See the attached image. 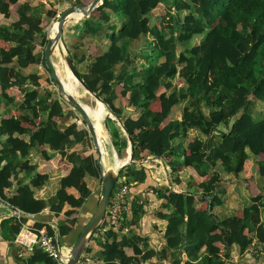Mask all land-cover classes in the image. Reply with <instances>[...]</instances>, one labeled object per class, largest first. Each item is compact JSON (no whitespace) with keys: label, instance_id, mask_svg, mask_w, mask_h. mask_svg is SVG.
<instances>
[{"label":"trees","instance_id":"obj_1","mask_svg":"<svg viewBox=\"0 0 264 264\" xmlns=\"http://www.w3.org/2000/svg\"><path fill=\"white\" fill-rule=\"evenodd\" d=\"M62 1L0 0V197L27 214L54 212L60 238L76 230L89 180L102 182L95 153L79 149L93 146L85 120L62 125L67 110L44 56L45 26ZM63 41L113 114L105 127L120 159L132 140L134 162L119 171L124 184L145 182L149 157L178 172V183L182 168L191 172L187 193L159 190L165 246L137 232L146 211L134 203L120 228L105 230L103 220L84 254L101 264H238L235 251L264 254V0H103L65 24ZM14 113L29 124L21 131ZM20 137L28 144L18 146ZM36 153L71 165L48 198L38 196L50 176L35 173ZM26 222L16 218L8 229L16 237ZM25 263L57 264L40 249Z\"/></svg>","mask_w":264,"mask_h":264},{"label":"crops","instance_id":"obj_2","mask_svg":"<svg viewBox=\"0 0 264 264\" xmlns=\"http://www.w3.org/2000/svg\"><path fill=\"white\" fill-rule=\"evenodd\" d=\"M90 1L92 0H89V3ZM89 3H87L86 5H88ZM14 7L15 5L11 7V11H13ZM75 17L76 16H73L72 18ZM56 48H59V50H61L62 52L61 45H59ZM55 50H53L52 59L55 56ZM65 73L67 77L71 78L70 72L68 71L67 68L65 69ZM70 87L72 88L71 91L74 93L76 84L75 85L70 84ZM56 92L63 101V103H65L62 95L59 94L57 90ZM77 98L84 103L82 98L87 99L88 97H86V95L83 93L82 98L80 96H77ZM93 98L90 99V102L92 104L95 102V106L94 107L93 105L90 106V109L96 110L98 105L101 106L104 105L99 100L97 104L96 103L97 100ZM95 107L96 109H94ZM104 107L106 108L105 105ZM0 112H2L1 102H0ZM106 113L107 115H105L102 121H97L95 118L94 121L97 124V133L99 135L100 147L103 152V159H102L103 168L105 171L112 170L116 172L121 170V169L119 170L121 162H125L128 160L130 149L128 151L127 158L120 159L118 157L117 151L112 144L109 132L105 127V118L108 115L113 116V114L111 113L110 108H108ZM13 115L15 118L13 124L15 125L16 128H19L18 129L19 131H21L22 128H25L26 126L29 125L28 122L26 121H19L21 117L19 116L18 113L17 114L14 113ZM76 117L77 116L74 112L70 113L69 111H67L66 117L62 121V125L67 126L68 124L74 122L72 121V119ZM77 123L79 124V122ZM21 137L23 138V136ZM21 137L17 140L18 146L27 145L29 137H27L26 140L22 139ZM42 148L45 147L42 146ZM80 149H82V146L80 147ZM87 151L90 153L91 149ZM91 153H96V150L95 152H91ZM34 163L37 164L38 166L35 173L48 174L50 176L49 178L50 180L40 189V191L38 192V196H40L41 198H48L54 195L55 191L57 190L60 178L65 174H67L68 171L70 170L71 168L70 163L67 162L65 159H63L60 155H56L52 159L48 160L45 159L42 155L40 156V154L38 153H36L34 156ZM142 163L146 167L149 176L147 177L145 182H134V183H129L127 185L128 186L127 209L125 210L124 213L123 223L127 218L132 217V207L134 203H138L142 205L145 208L146 212L141 219V225L140 228L137 230V232H139L145 237H148L149 244L152 247L160 249L166 244L164 230L166 228L167 221L160 219L158 215V212L163 210L162 207L163 198H160L159 190L164 191L167 187H169L170 190L174 192L187 193L185 187L189 183V175L191 174V172L187 168H182L179 173V176L182 179V181L181 183H178V181H175L178 172L173 173L171 171V167L165 164L162 158L149 157L143 160ZM100 172L101 175H103V171L101 169ZM92 181L94 182V185L92 186L93 192L89 200L84 204V206L80 210L76 230H74L68 236L61 237V239H64L65 243L69 247L68 249H70V252L68 253L70 254L74 246V241L77 240V237L81 232L80 228L84 227V225L90 220L99 201L98 199L101 194L102 182L96 180H92ZM124 181L125 180L119 182L118 180V186L116 191H118V189L120 188L119 187L120 184L125 183ZM178 205L179 203H177V206ZM21 217H25L28 219V222H26L23 225L21 231L25 228H31L35 230V228H33L32 226L34 225L35 221H39L45 224V227L41 230H44L49 234V228H52L54 230L53 237L56 239V233L58 232L57 224L60 217H57V215L54 212L46 208L40 214L37 215L27 214L19 208L15 209L11 207L9 204L4 202L0 197V264H26L25 263L26 257L28 256L29 253L33 251V250L32 251L26 250V248H22L19 244H17L15 241L17 236L15 237L14 233L8 229L9 224L14 223L16 218L20 219ZM125 229H127V227H125ZM125 231L127 230H124V232ZM57 240L59 242L60 237ZM128 253L131 254V251H128ZM236 253L237 252L235 251L233 254V258L235 259V261L238 260L237 261L238 264H264V254L260 256L254 253L246 252L244 255L239 256ZM89 264H101V263L99 261L94 262L91 258V262ZM141 264H169V263L166 259H163L162 261L158 262L156 258H152L146 262H142Z\"/></svg>","mask_w":264,"mask_h":264},{"label":"water","instance_id":"obj_3","mask_svg":"<svg viewBox=\"0 0 264 264\" xmlns=\"http://www.w3.org/2000/svg\"><path fill=\"white\" fill-rule=\"evenodd\" d=\"M103 3V0H92L88 5L83 6L80 4H75L68 6L61 14L58 15L57 17V22H58V27H57V32L55 35H50L44 56L45 60L47 63L48 68L51 71L52 78L58 89L60 90V93L65 101L64 106L67 109V111L74 112L76 115L82 117L87 125V129L90 133V136L92 138L96 153L98 155L97 158V164L99 168L103 171L102 175V188H101V194L100 198L97 204V207L90 218V220L86 223L84 228L81 230L77 240L74 243L73 249L71 254L67 257V264H78L79 261L81 260L82 256L85 253L86 247L89 245V242L94 235L95 231L99 227V225L103 222L106 216L107 208L110 203L111 195L113 193V190L115 188L116 183L119 180V171H105L103 168V152L100 147L99 143V138L97 134V124L95 123L93 117L91 116V113H89L87 107L90 108V106L84 104L81 102L74 93L70 92L65 84H69L71 80L76 82V87L78 88L79 86L83 87L86 92H88L91 96H93L97 100L101 101L106 105L107 108L109 106L107 103L91 89L87 83L84 81V79L81 77L79 74V71L77 67L74 64V61L70 55L65 57V67L68 69L70 72L71 78L67 77V79H63L59 73L60 69H58L57 65L53 62L52 59V53L55 47H58L61 45L66 49V46L63 41V30L65 27V24L73 19L72 17L75 14H81L82 17L84 16H89L97 7H99ZM96 109V107L94 108ZM123 129L125 132H127L124 124L122 121H120ZM129 141H130V152L128 156V160L125 162H121L120 164V169H122L124 166L127 164H130L134 162V146L132 143V140L129 136ZM56 239H59V234L58 232L56 233Z\"/></svg>","mask_w":264,"mask_h":264},{"label":"built area","instance_id":"obj_4","mask_svg":"<svg viewBox=\"0 0 264 264\" xmlns=\"http://www.w3.org/2000/svg\"><path fill=\"white\" fill-rule=\"evenodd\" d=\"M119 187L118 191H116L110 199L107 208L105 216L107 225L105 230L112 227L118 229L123 225L124 213L127 209L128 186L126 184H120ZM256 240L257 239H254V243L250 248L253 252L256 250ZM15 241L22 248H26V250L32 251L34 249H40L58 264H67V257L70 253L65 254L58 240L44 230L25 228L20 231ZM259 249L261 250L260 246ZM90 262V256L84 254L78 264H89Z\"/></svg>","mask_w":264,"mask_h":264},{"label":"rangeland","instance_id":"obj_5","mask_svg":"<svg viewBox=\"0 0 264 264\" xmlns=\"http://www.w3.org/2000/svg\"><path fill=\"white\" fill-rule=\"evenodd\" d=\"M91 2V1H90ZM71 5H74V3L73 2H70V1H67V0H65V1H62L60 4H58V6H57V9H58V14L57 15H59V14H61L68 6H71ZM83 6H86L84 3H83ZM76 17L75 18H73V19H71L70 21H75V20H78V19H80V18H83L82 17V15H78V14H76L75 15ZM57 19H53V20H51V21H49V23L45 26L46 27V30H48V32H49V35H54L53 34V25H54V23L55 22H57L56 21ZM70 21H68V22H70ZM67 22V23H68ZM52 25V26H51ZM64 44H65V42H64ZM66 46V45H65ZM56 48V47H55ZM61 49H62V52H61V50H59V48H56V50H55V56L53 57V62L57 65V67H58V69H60V71H59V73H60V75H61V77L63 78V79H67V76L65 75L66 73H65V57L66 56H68V55H70V53H69V51L68 50H66V49H64L62 46H61ZM80 55H81V53H79ZM70 84L71 85H75L76 84V82L75 81H73V79L71 80V82H70ZM51 86H53V89L54 90H57L58 92H59V94H61L60 93V90L58 89V87L56 86V84L55 83H53ZM80 87V86H79ZM74 93H75V96L77 97V96H80L81 98H82V93H81V91L78 89V88H75V90H74ZM64 100V99H63ZM103 107H104V105H103ZM104 109H105V111H107L108 110V108L106 107H104ZM107 109V110H106ZM77 117L76 118H74V119H72V121H74V122H79V125H82L83 124V121L80 119V117L78 116V115H76ZM79 120V121H78ZM221 127H223L224 128V126L223 125H221ZM194 135V133L191 135V136H193ZM81 147V146H80ZM80 147H79V149H80ZM82 149H85V150H89V149H91V152H95V149H94V147L93 146H91L90 144H84L83 146H82ZM95 155H96V153H95ZM97 156V155H96ZM120 181H122V179L120 178L119 179V182ZM89 185L92 187L93 185H94V182L92 181V180H89ZM99 198H100V196H99ZM99 200V199H98ZM86 225V224H85ZM84 225V226H85ZM84 227H81L80 228V230H82ZM49 234L50 235H52V236H54V230L52 229V228H49ZM76 241V240H75ZM75 241H74V243H75ZM59 243H60V245H61V248H62V250H63V252L64 253H68V252H70V249H68L69 247L67 246V244L65 243V240L64 239H61L60 238V240H59Z\"/></svg>","mask_w":264,"mask_h":264},{"label":"bare ground","instance_id":"obj_6","mask_svg":"<svg viewBox=\"0 0 264 264\" xmlns=\"http://www.w3.org/2000/svg\"><path fill=\"white\" fill-rule=\"evenodd\" d=\"M76 15V14H75ZM74 15V16H75ZM78 15H81V14H78ZM52 26V25H51ZM57 27H58V22H55L54 25H53V34L55 35L56 32H57ZM66 88L72 92V88L70 87L69 84H65ZM73 93V92H72ZM104 104V103H103ZM105 105V104H104ZM106 106V105H105ZM89 113H91V116L93 117V119L95 118L97 121H102L105 117V115H107L105 109L103 106L101 105H98L97 109L96 110H93V109H90V108H87ZM98 134V133H97ZM98 138H99V135H98ZM100 143V142H99Z\"/></svg>","mask_w":264,"mask_h":264}]
</instances>
